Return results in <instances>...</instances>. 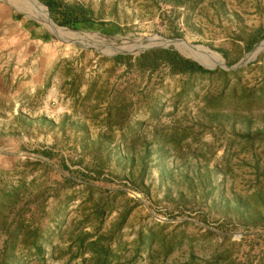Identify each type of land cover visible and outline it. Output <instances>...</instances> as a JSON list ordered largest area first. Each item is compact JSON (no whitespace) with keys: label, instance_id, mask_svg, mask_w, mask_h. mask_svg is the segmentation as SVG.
I'll list each match as a JSON object with an SVG mask.
<instances>
[{"label":"rangeland","instance_id":"rangeland-1","mask_svg":"<svg viewBox=\"0 0 264 264\" xmlns=\"http://www.w3.org/2000/svg\"><path fill=\"white\" fill-rule=\"evenodd\" d=\"M35 1L87 44L0 0V264H264V0Z\"/></svg>","mask_w":264,"mask_h":264},{"label":"trees","instance_id":"trees-1","mask_svg":"<svg viewBox=\"0 0 264 264\" xmlns=\"http://www.w3.org/2000/svg\"><path fill=\"white\" fill-rule=\"evenodd\" d=\"M45 6L47 7L49 14L52 20L60 26L69 27L71 29H90V30H100L102 32L105 31H113L107 23H96L87 18H79L77 15H73L66 8H60V5L55 4L51 0L43 1ZM251 46V44L249 45ZM118 59H127L128 61L134 59L136 61H145L148 64H153L156 62L164 64L173 74H196V75H213L215 71L206 70L201 67L196 62L184 58L179 55L176 51L172 49H151L147 50L136 57L132 56H118L114 58ZM115 116V117H114ZM109 114L107 119L109 122H115L114 120H119L120 118H125L122 113H118L116 115ZM113 118V119H112Z\"/></svg>","mask_w":264,"mask_h":264},{"label":"bare ground","instance_id":"bare-ground-1","mask_svg":"<svg viewBox=\"0 0 264 264\" xmlns=\"http://www.w3.org/2000/svg\"><path fill=\"white\" fill-rule=\"evenodd\" d=\"M32 4H33V6L36 7V9L38 10V12L40 11V13H41V18H42L41 20H42V21H43L48 27H50V28L54 31V33H56L59 37H62V38H63L65 35H68L69 38H70V40L73 41V42H81V43L87 44V41H86L85 39L78 38V37H76L75 35H72V34L68 33L67 31L61 30V29H59L58 27H56L55 25H53L52 21L47 17L48 14H46L45 9H44L42 6H40L36 1L32 0ZM173 43H175L176 45H179V46H181V44H183V43H181V42H173ZM149 44L154 45V44H156V43H149ZM260 47H261V46H260ZM260 47H257V48L253 51V53H252L248 58L251 59L252 57H254L255 54L258 52V50H259ZM260 50H261V49H260ZM203 51H205V49H204ZM218 60H219V59H218ZM220 63H221V61H220ZM221 66H223V65H221Z\"/></svg>","mask_w":264,"mask_h":264},{"label":"water","instance_id":"water-1","mask_svg":"<svg viewBox=\"0 0 264 264\" xmlns=\"http://www.w3.org/2000/svg\"><path fill=\"white\" fill-rule=\"evenodd\" d=\"M141 41L144 43H161V44H165V43H171L172 41H169V40H165V39H162V38H159L157 36H153V37H150V38H143L141 39ZM161 44L159 45H155V46H150L148 48H155V47H159ZM250 58H248V56L244 59H242L237 65L231 67V69H236L238 68L239 66L247 63L249 61Z\"/></svg>","mask_w":264,"mask_h":264},{"label":"crops","instance_id":"crops-1","mask_svg":"<svg viewBox=\"0 0 264 264\" xmlns=\"http://www.w3.org/2000/svg\"><path fill=\"white\" fill-rule=\"evenodd\" d=\"M35 1V0H34ZM30 3H31V5L33 6V4H32V0H30ZM35 7V6H34Z\"/></svg>","mask_w":264,"mask_h":264}]
</instances>
